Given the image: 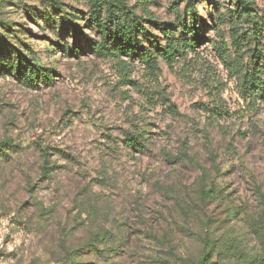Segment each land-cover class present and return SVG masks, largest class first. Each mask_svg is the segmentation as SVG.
Returning <instances> with one entry per match:
<instances>
[{"label": "rangeland", "instance_id": "1", "mask_svg": "<svg viewBox=\"0 0 264 264\" xmlns=\"http://www.w3.org/2000/svg\"><path fill=\"white\" fill-rule=\"evenodd\" d=\"M55 1L78 15L80 56L48 50L75 45L72 30L42 27L39 11ZM123 1L162 44L153 21L186 36L184 2ZM216 1L230 2L194 0L203 39L171 65L160 57L153 74L91 50L88 0H0V20L55 69L35 86L0 74V142L13 144L0 157V264H183L211 246L224 254L215 264H264V99L247 97L220 56L221 41L232 49L227 24L219 32L210 17Z\"/></svg>", "mask_w": 264, "mask_h": 264}, {"label": "trees", "instance_id": "2", "mask_svg": "<svg viewBox=\"0 0 264 264\" xmlns=\"http://www.w3.org/2000/svg\"><path fill=\"white\" fill-rule=\"evenodd\" d=\"M179 1L185 3V11L179 18L177 27L186 36L176 40V37L170 35L169 24L153 21L165 33L167 43L164 45L156 37H150L151 35L141 22L142 17H137L131 12L123 0H117V3L112 0H88L92 6L90 19L97 27L100 37V41H94L95 47H91V50L100 56L113 57L118 60H123V57L138 58L153 74L160 72V57L171 65L178 56L184 54L185 49L197 47L203 39L200 29L206 22L203 21L194 0ZM214 6L215 11L210 14L215 22L214 26L219 31L220 24H227L231 49L236 54L234 57L226 47V42L221 41L223 45L218 44L217 49L223 62L239 80L242 92L247 97L253 100L264 99V14L258 13L259 8L255 0H230L227 5L216 1ZM104 7L105 11H103ZM39 13L44 25L42 27L45 30L53 29L52 32L56 36H61V34L72 30L75 36V45L70 46L68 43L61 44L59 41H54L48 47L49 52L56 54L55 47H60L70 56H80L83 47L79 44V38L83 32L76 21L78 15L65 10L59 1L54 2L53 11L45 9ZM0 23L2 24L0 27V74L7 73L28 86L53 81L55 69L47 68L41 63L31 43L27 40L26 32L12 29L9 21L0 20ZM173 28L176 26H172ZM18 32L21 33L20 37L16 34ZM140 34L146 38H141ZM187 35L189 36L187 37ZM144 39L151 46H145ZM240 57H244L242 62L239 61ZM244 62L250 64L247 65ZM129 145L142 147L138 138L131 139ZM12 147L11 142H0V157H8V150ZM42 153L43 171L47 176H50L56 165L51 161L48 150L43 149ZM202 192L205 197L209 194L210 189H203ZM260 232L264 234V226ZM221 255L224 256L213 246L205 247L199 259L183 264H215L213 259L215 256L221 258ZM73 264L79 263L75 260Z\"/></svg>", "mask_w": 264, "mask_h": 264}]
</instances>
